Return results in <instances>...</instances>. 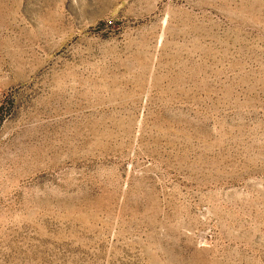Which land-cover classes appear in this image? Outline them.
Instances as JSON below:
<instances>
[{
	"label": "rangeland",
	"instance_id": "374dc122",
	"mask_svg": "<svg viewBox=\"0 0 264 264\" xmlns=\"http://www.w3.org/2000/svg\"><path fill=\"white\" fill-rule=\"evenodd\" d=\"M0 264H264V0H0Z\"/></svg>",
	"mask_w": 264,
	"mask_h": 264
}]
</instances>
